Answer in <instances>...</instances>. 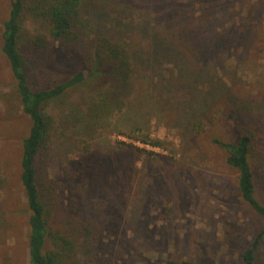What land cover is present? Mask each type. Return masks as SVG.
<instances>
[{"label":"rangeland","instance_id":"374dc122","mask_svg":"<svg viewBox=\"0 0 264 264\" xmlns=\"http://www.w3.org/2000/svg\"><path fill=\"white\" fill-rule=\"evenodd\" d=\"M9 9L0 0V264H30L21 162L32 123L2 53ZM83 16L91 30L78 47L52 39L28 10L22 19L24 45L37 36L49 44L44 62L25 64L35 91L93 68L99 39L123 46L131 64L127 87L94 67L43 108L54 120L38 166L46 253L62 251L56 236L74 245L63 264H243L263 217L215 140L252 138L264 205V0H83ZM103 101L109 108L96 113ZM75 109L96 126L77 123ZM255 264H264V239Z\"/></svg>","mask_w":264,"mask_h":264},{"label":"trees","instance_id":"16d2710c","mask_svg":"<svg viewBox=\"0 0 264 264\" xmlns=\"http://www.w3.org/2000/svg\"><path fill=\"white\" fill-rule=\"evenodd\" d=\"M9 0V14L4 22L2 53L6 57L16 82V89L21 99L23 110L31 120V128L28 136L23 141L22 174L21 182L24 188L27 204L30 211L29 218V256L30 264H63V258L74 251L73 243L65 237H53L54 245L62 251L46 253L48 240V223L46 208L42 200L38 181V166L47 145L48 138L54 128V120L44 112V106L68 91L81 86L86 80L94 76V70H106L117 82L118 87L125 88L131 73V64L127 50L107 38L99 39L95 43L94 50L89 57L93 68L85 63L82 69L69 80L50 89L33 90L27 72L26 61L36 64L44 62L49 53V44L45 36H37L31 39L29 46L21 41L22 19L26 10L39 21L46 22L49 26V34L52 39L72 47L80 46L86 39L87 32L91 30V23L83 16V0ZM31 46V47H30ZM108 103L102 102L96 113L106 112ZM84 115L80 109H75L73 119L77 123L83 121V127L93 128L97 121L90 114ZM92 116V115H91ZM82 126V124H81ZM147 146L161 148L159 139H146ZM215 143L227 153V164L238 172L239 189L243 199L259 215L263 217L264 205L256 196L254 173L249 161L252 138L248 135L239 137L231 142L215 140ZM123 145H125L123 143ZM140 152L145 150L136 148ZM148 154H152L149 152ZM4 187V180L0 171V197ZM0 213V225L2 223ZM264 239V224L262 230L256 235L248 248L243 253V264H255L257 253ZM89 245V243H87ZM169 264H195L189 261L170 262Z\"/></svg>","mask_w":264,"mask_h":264}]
</instances>
